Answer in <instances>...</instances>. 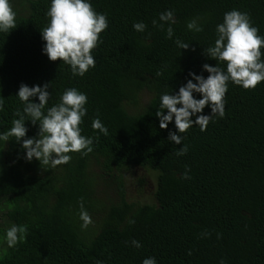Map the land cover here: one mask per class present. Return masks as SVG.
I'll return each mask as SVG.
<instances>
[{"label": "trees", "instance_id": "16d2710c", "mask_svg": "<svg viewBox=\"0 0 264 264\" xmlns=\"http://www.w3.org/2000/svg\"><path fill=\"white\" fill-rule=\"evenodd\" d=\"M9 2L17 26L0 32V133L23 111L21 83H49L45 111L76 88L87 96L80 128L93 138V151L70 152V162L54 168L28 161L22 140L39 130L29 120L21 141L0 140V264H142L148 257L157 264H264V81L250 89L229 81L225 115L206 131L194 124L180 134L174 117L162 129L155 115L160 97L176 94L189 73L207 78L205 63L226 71L204 53L226 12L247 13L264 37V0H88L108 27L91 53L95 67L83 76L42 51L51 0ZM166 10L176 21L171 39L159 19ZM193 19L203 31L187 28ZM141 21L146 28L138 32L133 24ZM177 39L189 47L180 49ZM199 114L210 115V106ZM97 117L108 135L92 128ZM170 131L182 135L181 144L168 139ZM183 145L187 153L177 156ZM186 169L190 179L181 178ZM81 198L92 220L86 228ZM12 225L28 232L10 248Z\"/></svg>", "mask_w": 264, "mask_h": 264}, {"label": "clouds", "instance_id": "9594fccd", "mask_svg": "<svg viewBox=\"0 0 264 264\" xmlns=\"http://www.w3.org/2000/svg\"><path fill=\"white\" fill-rule=\"evenodd\" d=\"M50 18L47 26L41 31L42 39L46 42L42 51L47 54L49 60L63 61L70 66L74 76H83L90 67H95L92 50L100 43V33L107 29L108 20L105 14L97 13L88 0H51L46 13ZM16 12L9 0H0V32L8 33L17 25ZM160 21L168 23L166 29L167 38L171 39L174 30L171 27L176 23L172 10H166L159 16ZM156 25V21H152ZM159 27L163 28L161 23ZM138 32H143L146 25L141 22L133 24ZM189 30L203 31L195 19L187 23ZM217 38L214 45L204 49V53L226 63V71L219 67L205 63L202 67L209 75L207 78L195 73H189L192 79L179 88L176 94L165 93L160 97V110L155 115L159 118L160 128H167L173 120L178 133L186 132L194 124L206 131L209 122L215 116L225 115L224 97L228 90V82L232 81L245 89L255 88L264 81V60L261 59V49L264 48V37L258 34V29L251 23L250 16L239 10H230L224 14L223 22L216 26ZM177 46L187 49L188 43L179 39ZM193 80L196 82L193 83ZM49 83L32 87L21 83L17 92L19 100L24 104L23 111L16 110L17 119L12 121V126L6 132L0 133V140L8 141L14 137L16 141L26 136L27 128L25 120L33 125L38 124L39 130L36 137L22 140L21 147L26 150L25 158L31 161L37 159L40 164L56 167L70 162V152H81L87 155L93 151V138L81 134L80 124L87 114L86 94L76 88L66 89L60 96V102L48 107L45 111L50 96L47 90ZM193 92L200 93L201 98L196 99ZM38 97V103L30 98ZM177 105H180L177 107ZM4 100L0 99V111L3 110ZM205 106H210L211 114L202 113ZM167 109L164 114L163 110ZM195 116V120L191 117ZM92 128L108 135V129L97 117L92 121ZM168 139L175 144L182 143V135L169 132ZM188 146L183 145L176 152L177 156L187 153ZM47 170V168H42ZM181 178L190 179L186 169ZM80 218L83 221L82 228H86L91 222V217L84 209L83 198L80 201ZM134 223V221H129ZM28 229L26 225H12L6 231L8 247H15L17 243L26 239ZM205 236L208 233H204ZM133 246L139 248L141 244L132 240ZM189 254H191L189 252ZM99 264V262H98ZM142 264H157L154 257L145 258ZM221 264H224L221 261Z\"/></svg>", "mask_w": 264, "mask_h": 264}, {"label": "rangeland", "instance_id": "374dc122", "mask_svg": "<svg viewBox=\"0 0 264 264\" xmlns=\"http://www.w3.org/2000/svg\"><path fill=\"white\" fill-rule=\"evenodd\" d=\"M140 174H141V171H138V172H137V176H139ZM148 177H149V181H150L149 184H151L150 176L148 175ZM148 190H149V189H148ZM150 191H152V190H149V192H150ZM0 214H1V213H0ZM0 219H1V218H0ZM4 251H5V249L1 251L0 256L4 253Z\"/></svg>", "mask_w": 264, "mask_h": 264}]
</instances>
